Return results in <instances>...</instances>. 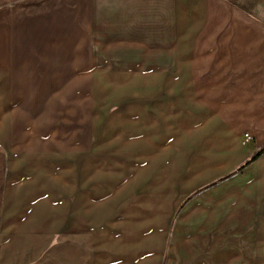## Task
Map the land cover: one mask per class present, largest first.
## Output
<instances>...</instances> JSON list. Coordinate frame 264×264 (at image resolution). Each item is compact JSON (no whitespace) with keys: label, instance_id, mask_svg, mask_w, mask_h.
I'll return each mask as SVG.
<instances>
[{"label":"rangeland","instance_id":"obj_1","mask_svg":"<svg viewBox=\"0 0 264 264\" xmlns=\"http://www.w3.org/2000/svg\"><path fill=\"white\" fill-rule=\"evenodd\" d=\"M102 4L98 14L110 11ZM102 30L93 84L62 100L57 141L47 137V149L15 169L14 177L46 174L47 200L35 205L32 188L12 201L13 215L57 234L32 250L30 264L63 243L79 264H264V151L247 164L264 148V116L255 113L264 102L238 106L227 47L212 41L205 64L186 70L183 61L202 54L184 53L178 37L163 53L156 42L139 47Z\"/></svg>","mask_w":264,"mask_h":264},{"label":"crops","instance_id":"obj_2","mask_svg":"<svg viewBox=\"0 0 264 264\" xmlns=\"http://www.w3.org/2000/svg\"><path fill=\"white\" fill-rule=\"evenodd\" d=\"M98 1L0 0V264H30L36 258L32 250L47 249L57 238L33 229L29 216L13 215L12 201L32 188L39 190L35 205L47 200L46 191L40 190L46 174L14 177L15 169L34 151L47 149V137L57 141L62 100L77 99L84 92L80 86L93 84L98 27L111 38L134 39L139 47L156 42L163 53L174 49L178 37L184 53L193 47L202 54L193 64L183 59L186 70L203 66L202 57L211 53L208 45L217 42L230 53L238 106L264 102V0H103L110 11L102 14L96 9ZM107 15L111 17L101 18ZM194 38L198 44L191 45ZM227 38L231 40L224 44ZM158 73L150 78L155 85L162 77ZM256 111L264 116V108ZM33 207L21 213L35 211ZM73 247L61 244L54 258L49 254L41 264H79L82 258Z\"/></svg>","mask_w":264,"mask_h":264},{"label":"trees","instance_id":"obj_3","mask_svg":"<svg viewBox=\"0 0 264 264\" xmlns=\"http://www.w3.org/2000/svg\"><path fill=\"white\" fill-rule=\"evenodd\" d=\"M263 151H264V148H263L259 153L254 154V155L251 157V159L247 162V164L250 165L251 163H253V162H255L256 160H258L259 157L262 155Z\"/></svg>","mask_w":264,"mask_h":264}]
</instances>
